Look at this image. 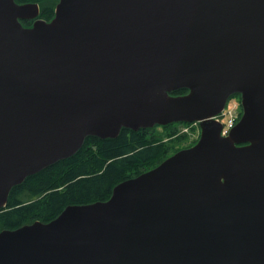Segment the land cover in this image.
Returning <instances> with one entry per match:
<instances>
[{
  "label": "water",
  "instance_id": "95a60500",
  "mask_svg": "<svg viewBox=\"0 0 264 264\" xmlns=\"http://www.w3.org/2000/svg\"><path fill=\"white\" fill-rule=\"evenodd\" d=\"M39 15L0 0V209L89 135L194 121L201 135L106 200L2 229L0 264H264V0H59ZM234 93L244 112L223 136Z\"/></svg>",
  "mask_w": 264,
  "mask_h": 264
},
{
  "label": "trees",
  "instance_id": "16d2710c",
  "mask_svg": "<svg viewBox=\"0 0 264 264\" xmlns=\"http://www.w3.org/2000/svg\"><path fill=\"white\" fill-rule=\"evenodd\" d=\"M16 1L39 3V17L51 20L59 0ZM24 22L32 24V20ZM188 91L181 88L171 93ZM159 126L139 130L123 127L116 137L87 136L75 154L27 176L11 189L7 205L0 209V230L35 220L50 221L70 204L108 199L118 183L157 166L189 137L181 132L178 122L163 125V131L157 130Z\"/></svg>",
  "mask_w": 264,
  "mask_h": 264
},
{
  "label": "rangeland",
  "instance_id": "374dc122",
  "mask_svg": "<svg viewBox=\"0 0 264 264\" xmlns=\"http://www.w3.org/2000/svg\"><path fill=\"white\" fill-rule=\"evenodd\" d=\"M181 132L188 133L189 137L187 139L181 140L176 146L181 148L187 147L194 144L200 137L201 129L198 123L192 122L191 124L179 123ZM158 131H163V127H157Z\"/></svg>",
  "mask_w": 264,
  "mask_h": 264
},
{
  "label": "built area",
  "instance_id": "2783aa9c",
  "mask_svg": "<svg viewBox=\"0 0 264 264\" xmlns=\"http://www.w3.org/2000/svg\"><path fill=\"white\" fill-rule=\"evenodd\" d=\"M238 105L237 101H232L229 107L224 112L225 123H224V133L227 134L229 130L234 126L238 118Z\"/></svg>",
  "mask_w": 264,
  "mask_h": 264
},
{
  "label": "flooded vegetation",
  "instance_id": "af4514ba",
  "mask_svg": "<svg viewBox=\"0 0 264 264\" xmlns=\"http://www.w3.org/2000/svg\"><path fill=\"white\" fill-rule=\"evenodd\" d=\"M32 22H33V21H32ZM24 24H25L26 26H30V25H31V24H30V25H29V24H26L25 22H24ZM236 98H239V97L236 96ZM187 147H188V146H187Z\"/></svg>",
  "mask_w": 264,
  "mask_h": 264
}]
</instances>
